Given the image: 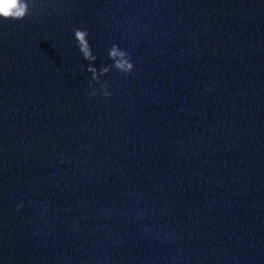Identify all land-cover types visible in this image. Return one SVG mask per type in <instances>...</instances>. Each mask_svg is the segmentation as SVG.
Here are the masks:
<instances>
[{"label":"clouds","instance_id":"9594fccd","mask_svg":"<svg viewBox=\"0 0 264 264\" xmlns=\"http://www.w3.org/2000/svg\"><path fill=\"white\" fill-rule=\"evenodd\" d=\"M35 7V0H0V21L7 20H23L31 14ZM89 33L87 30L75 29L74 38L77 42L78 49L82 54L84 60L95 62L97 57L93 54L91 45L89 43ZM109 59L112 61L111 68H115L124 75H128L133 71L134 65L131 62L129 53L121 49L118 45L113 44L108 50ZM90 63L87 71L91 73V79L99 82L100 75H106L111 68L103 67L98 70L91 66ZM101 90L104 96H110L111 93L107 89L106 84L101 85ZM95 92L93 93V95Z\"/></svg>","mask_w":264,"mask_h":264}]
</instances>
